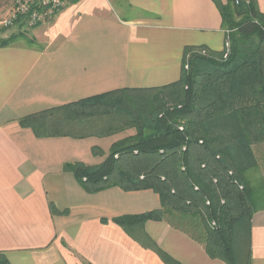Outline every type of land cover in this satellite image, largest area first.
Segmentation results:
<instances>
[{
	"label": "crops",
	"instance_id": "1",
	"mask_svg": "<svg viewBox=\"0 0 264 264\" xmlns=\"http://www.w3.org/2000/svg\"><path fill=\"white\" fill-rule=\"evenodd\" d=\"M226 1L80 0L29 28L32 45L0 48V254L8 264H164L113 221L159 209L155 192L112 186L88 193L63 169L102 163L127 132L37 136L20 121L109 92L178 81L186 48L222 51L217 2ZM256 3L264 14V0ZM58 117L42 122L49 128ZM143 230L180 264H224L166 221H147ZM250 236V264H264V207L252 214Z\"/></svg>",
	"mask_w": 264,
	"mask_h": 264
},
{
	"label": "trees",
	"instance_id": "2",
	"mask_svg": "<svg viewBox=\"0 0 264 264\" xmlns=\"http://www.w3.org/2000/svg\"><path fill=\"white\" fill-rule=\"evenodd\" d=\"M217 5L229 41L226 58L223 51L202 56L203 48H186L176 82L117 90L20 121L37 136L107 137L134 130L111 145L102 163H71L63 169L88 193L112 186L155 192L159 209L113 221L164 264L180 263L144 233L145 222H168L201 243L210 259L250 264L251 217L263 207H256L264 195L249 172L257 168L253 147L264 144V14L256 0ZM24 36L0 37V48ZM53 115L59 117L48 128L42 120ZM0 264H8L2 254Z\"/></svg>",
	"mask_w": 264,
	"mask_h": 264
},
{
	"label": "built area",
	"instance_id": "3",
	"mask_svg": "<svg viewBox=\"0 0 264 264\" xmlns=\"http://www.w3.org/2000/svg\"><path fill=\"white\" fill-rule=\"evenodd\" d=\"M66 2L68 0H14L0 25H2L1 27L12 28L20 24L19 19L24 22L22 27H26V29L45 24L63 8ZM222 51L224 52L223 58H226L229 53V41L227 39L224 40ZM199 54L207 56L208 51L203 48ZM184 69L187 70L188 66L185 65ZM228 174L232 176V172ZM214 183H216L215 180ZM239 189H242L241 185H239ZM223 203L221 201V204ZM210 225L214 226L215 223L211 222Z\"/></svg>",
	"mask_w": 264,
	"mask_h": 264
},
{
	"label": "rangeland",
	"instance_id": "4",
	"mask_svg": "<svg viewBox=\"0 0 264 264\" xmlns=\"http://www.w3.org/2000/svg\"><path fill=\"white\" fill-rule=\"evenodd\" d=\"M13 1L14 0H0V22L3 20L8 10L11 8ZM66 4H68V2H66L65 5ZM1 26L2 25H0V28H2ZM4 31H5L4 34L6 37L16 34L17 32H24L25 36L17 39L15 42L16 43L20 42L26 45H32L31 44L32 42H29L30 33H28V29H26V27H22L18 29L15 26V27L9 28ZM4 31H1V32L3 33ZM131 131H132V134L135 132L134 130H131ZM126 132H125L127 134L126 136H128V131ZM253 151L255 153V157L257 160V168L249 172V177L251 178L252 182L256 184L257 191L259 193H262V195H264V145L261 147L259 146V147L253 148ZM259 206L264 207V199L263 201H261L260 203L256 205V207H259Z\"/></svg>",
	"mask_w": 264,
	"mask_h": 264
}]
</instances>
